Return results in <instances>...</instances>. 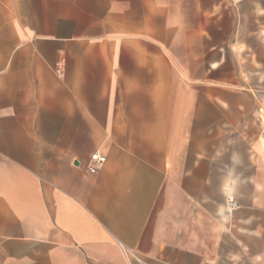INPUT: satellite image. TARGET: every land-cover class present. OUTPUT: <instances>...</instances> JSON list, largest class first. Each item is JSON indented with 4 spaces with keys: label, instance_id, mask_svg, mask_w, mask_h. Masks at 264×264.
<instances>
[{
    "label": "crops",
    "instance_id": "obj_1",
    "mask_svg": "<svg viewBox=\"0 0 264 264\" xmlns=\"http://www.w3.org/2000/svg\"><path fill=\"white\" fill-rule=\"evenodd\" d=\"M134 257L264 264V0H0V264Z\"/></svg>",
    "mask_w": 264,
    "mask_h": 264
},
{
    "label": "built area",
    "instance_id": "obj_2",
    "mask_svg": "<svg viewBox=\"0 0 264 264\" xmlns=\"http://www.w3.org/2000/svg\"><path fill=\"white\" fill-rule=\"evenodd\" d=\"M105 162H106V158L103 155H101L98 152L92 153L90 158H89V161H88L87 172L90 175L95 174L97 171H99L102 168V166L105 164ZM134 260L138 264H145L138 258L134 257Z\"/></svg>",
    "mask_w": 264,
    "mask_h": 264
}]
</instances>
